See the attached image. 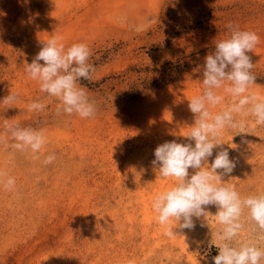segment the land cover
Here are the masks:
<instances>
[{
	"label": "rangeland",
	"instance_id": "1",
	"mask_svg": "<svg viewBox=\"0 0 264 264\" xmlns=\"http://www.w3.org/2000/svg\"><path fill=\"white\" fill-rule=\"evenodd\" d=\"M230 23L260 37L247 54L251 91L264 96V0H0V101L18 97L0 102V264H212L216 206L167 236L152 203L173 180L152 161L166 141L194 145L188 100L201 93L204 58ZM52 36L90 47L95 71L79 84L97 105L94 118L58 112L60 100L27 74ZM32 102L44 110L29 111ZM247 119L246 133L221 137L236 161L222 182L242 196L264 192V126ZM16 126L43 129L47 144L17 150ZM246 215L239 239H256Z\"/></svg>",
	"mask_w": 264,
	"mask_h": 264
},
{
	"label": "clouds",
	"instance_id": "2",
	"mask_svg": "<svg viewBox=\"0 0 264 264\" xmlns=\"http://www.w3.org/2000/svg\"><path fill=\"white\" fill-rule=\"evenodd\" d=\"M227 27L230 35L216 41L214 51L204 58L201 93L188 100L194 121L185 137L194 141V145L172 140L154 150L152 165L158 167L161 178H172L173 184L156 194L152 208L165 234L171 237L177 229H192L194 217H205L209 214L207 206H216L214 216L221 227L212 244L218 249L212 264H261L264 261V192L242 196L233 185L222 182L223 176L233 172L236 161L230 158L227 148L221 147L226 130L246 133L248 117L254 118L256 125L264 126V96L251 91L256 84L252 71L255 64L247 54L253 52L260 37L255 31L242 30L231 23ZM91 55L90 47L84 42L66 47L62 37L52 36L27 64L26 72L39 82L41 92L60 100L58 112L94 118L97 105L79 84L81 80H91L95 71L89 63ZM17 98V94L10 92L0 102L13 104ZM44 108L45 104L40 102L28 105L29 111ZM217 108L218 111H213ZM9 131L16 141L13 147L20 151L30 149L38 153L48 142L43 129L16 126ZM216 148L220 150L209 166V158ZM55 159L54 153L49 154L44 164H51ZM4 176L0 171V180ZM4 186L13 188L15 178L8 177ZM245 213L256 226V239H239L244 230Z\"/></svg>",
	"mask_w": 264,
	"mask_h": 264
}]
</instances>
